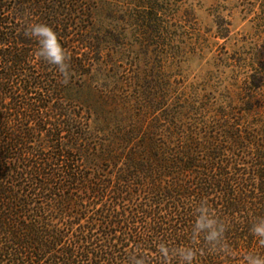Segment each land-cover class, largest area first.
<instances>
[{
	"label": "trees",
	"instance_id": "obj_1",
	"mask_svg": "<svg viewBox=\"0 0 264 264\" xmlns=\"http://www.w3.org/2000/svg\"><path fill=\"white\" fill-rule=\"evenodd\" d=\"M132 1L140 45L163 46L174 0ZM98 3L0 0V264H131L158 241L187 244L201 200L229 223L231 254L201 252L195 264L264 254L248 233L264 215V42L239 59L249 72L233 97L172 77L154 90L136 73L97 88L94 73L117 68L123 45L94 24ZM34 22L66 50L67 83L34 56Z\"/></svg>",
	"mask_w": 264,
	"mask_h": 264
},
{
	"label": "rangeland",
	"instance_id": "obj_2",
	"mask_svg": "<svg viewBox=\"0 0 264 264\" xmlns=\"http://www.w3.org/2000/svg\"><path fill=\"white\" fill-rule=\"evenodd\" d=\"M132 2L99 0L94 24L102 30L113 29L123 45L114 54L113 62L118 67L107 66L100 74L94 73L92 85L119 86L118 81L136 73L147 79L150 88L161 91L170 77L189 87L188 92L196 88L201 95L231 93L233 97L243 86L249 68L239 59H248L250 54L245 53L250 47L264 42V34L256 28L261 13L259 1L174 0L172 10L167 12V34L159 40L163 46L148 49L140 45L142 33L131 18L136 12ZM223 32L226 34L220 36Z\"/></svg>",
	"mask_w": 264,
	"mask_h": 264
},
{
	"label": "clouds",
	"instance_id": "obj_3",
	"mask_svg": "<svg viewBox=\"0 0 264 264\" xmlns=\"http://www.w3.org/2000/svg\"><path fill=\"white\" fill-rule=\"evenodd\" d=\"M25 34L34 38L38 45L34 56L54 66L63 82L67 83L71 75L67 63L69 57L56 32L46 24L34 22L27 25ZM229 226L228 222L210 209L207 201L201 200L192 211L187 244L173 247L166 241H158L153 245V249H138L131 264H152L153 257L158 264H195L201 252L227 258L231 254L226 242ZM248 233L264 248V215L255 216L250 221ZM242 264H264V254L246 252L242 256Z\"/></svg>",
	"mask_w": 264,
	"mask_h": 264
}]
</instances>
